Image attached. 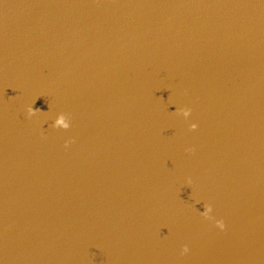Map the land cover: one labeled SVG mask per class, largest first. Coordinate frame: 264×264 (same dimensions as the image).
<instances>
[{
    "label": "water",
    "instance_id": "obj_1",
    "mask_svg": "<svg viewBox=\"0 0 264 264\" xmlns=\"http://www.w3.org/2000/svg\"><path fill=\"white\" fill-rule=\"evenodd\" d=\"M0 264H264V0H0Z\"/></svg>",
    "mask_w": 264,
    "mask_h": 264
},
{
    "label": "clouds",
    "instance_id": "obj_2",
    "mask_svg": "<svg viewBox=\"0 0 264 264\" xmlns=\"http://www.w3.org/2000/svg\"><path fill=\"white\" fill-rule=\"evenodd\" d=\"M32 112H33V109H32L31 107H29V108H28V113L31 114ZM185 115H187V112H185ZM61 122H62V121H61ZM191 127L195 129V128L197 127V125H196V124H193V125H191ZM67 143H68V142L66 141V144H67ZM222 227H223V225H222ZM185 250H187V249H185Z\"/></svg>",
    "mask_w": 264,
    "mask_h": 264
}]
</instances>
